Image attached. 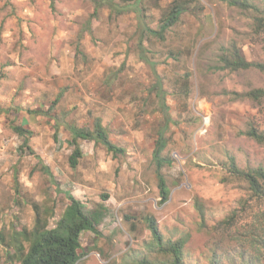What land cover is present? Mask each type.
Instances as JSON below:
<instances>
[{
  "label": "clouds",
  "instance_id": "obj_1",
  "mask_svg": "<svg viewBox=\"0 0 264 264\" xmlns=\"http://www.w3.org/2000/svg\"><path fill=\"white\" fill-rule=\"evenodd\" d=\"M120 4L0 0V207L19 189L29 232L0 264L63 233L72 203L95 229L72 264H156L180 243L264 264V190L246 177L264 168V0Z\"/></svg>",
  "mask_w": 264,
  "mask_h": 264
},
{
  "label": "trees",
  "instance_id": "obj_2",
  "mask_svg": "<svg viewBox=\"0 0 264 264\" xmlns=\"http://www.w3.org/2000/svg\"><path fill=\"white\" fill-rule=\"evenodd\" d=\"M94 125L98 131H100V121L95 120ZM19 131V129H16ZM165 140L162 132L160 133V140L157 141L156 150L153 153L154 158L159 156L165 148ZM171 159L162 158L158 163L159 165L171 164ZM46 171V170H45ZM246 177L249 180L251 189L259 193L264 190V170L257 169L256 171H249L246 173ZM166 191V190H164ZM34 209H37L34 207ZM35 213L38 217V211ZM34 223H38V219ZM61 224L65 225V231L63 233H55L52 231H45L36 233V239L33 242V247L28 254V257L24 260V264H72V258L76 248L81 247V233H88L95 231L91 228L89 222L83 217L80 206L77 203L70 204L62 213ZM75 227L76 232L73 235L68 231V228ZM36 232V229H33ZM20 239L14 237L15 243L19 245L18 253L23 251V245L21 240H27L29 238V232L22 230L18 233ZM184 246L183 243L174 245L169 251L162 252L161 258L156 264H182L184 258ZM169 257H172L169 259ZM220 258L212 253L210 258V264H221ZM133 264H148L146 260H136Z\"/></svg>",
  "mask_w": 264,
  "mask_h": 264
},
{
  "label": "rangeland",
  "instance_id": "obj_3",
  "mask_svg": "<svg viewBox=\"0 0 264 264\" xmlns=\"http://www.w3.org/2000/svg\"><path fill=\"white\" fill-rule=\"evenodd\" d=\"M130 3H131V0H121V4L117 5V8L120 9L121 6H124V8L126 9ZM121 14H122L121 11H118L117 15L119 16ZM11 63H12V61H7L3 66H0V79H8L9 78L10 74L3 72L2 67H7ZM123 67L124 66L121 65V70H123ZM166 158H169L172 161V158L170 156H168ZM261 169L264 170V168H261ZM15 195L17 198L14 200V202L11 204V206H9L8 199H7V193L3 194L5 206L0 207V243L6 244L9 242V240H11L12 242L15 243L14 237H16L17 239H20V236H17L19 232H21L23 229L28 231L27 223L25 222L27 220V216H26V214H24L21 211L22 209H24V207L28 203V201L24 200L22 197H20L19 189H16ZM34 207H36L37 209H34ZM36 210L38 211V216H39L41 209H40L39 205L33 204L32 205L33 213H35ZM64 210L65 209L62 210L61 215H62ZM49 211L50 210L46 209V210H44L43 214L45 216H47L49 214ZM54 214L55 213L53 211V215ZM33 222H35V220ZM81 244H84V245L88 244L87 233L82 235ZM212 253L219 256V257H222V258H220V263L222 264V260L224 258H226V253L221 252L218 246H214L210 250L209 255L204 258V259H206L207 264H210L209 261H210V258L212 256ZM183 254H184V257L188 258L189 264H191V262L193 260H195L196 264H203V261L196 257V253H195L194 249H192V248L185 249L184 248ZM136 260H140V259H134L131 262V264H133Z\"/></svg>",
  "mask_w": 264,
  "mask_h": 264
}]
</instances>
